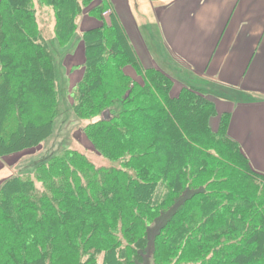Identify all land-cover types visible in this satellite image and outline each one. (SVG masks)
Segmentation results:
<instances>
[{"label": "trees", "instance_id": "16d2710c", "mask_svg": "<svg viewBox=\"0 0 264 264\" xmlns=\"http://www.w3.org/2000/svg\"><path fill=\"white\" fill-rule=\"evenodd\" d=\"M108 10L0 0V157L63 143L0 185V264H264V173L229 115L215 132L213 94L172 96L173 79L142 67ZM84 13L102 25L79 33ZM77 42L85 73L70 90L62 59ZM72 116L109 166L70 148Z\"/></svg>", "mask_w": 264, "mask_h": 264}, {"label": "crops", "instance_id": "0c3cea01", "mask_svg": "<svg viewBox=\"0 0 264 264\" xmlns=\"http://www.w3.org/2000/svg\"><path fill=\"white\" fill-rule=\"evenodd\" d=\"M108 4L105 21L111 15L120 21L142 67L163 70L174 90L178 83L213 94L217 116L211 125L219 127L221 117L229 115V135L264 173V0ZM101 25L96 15L78 18L79 33Z\"/></svg>", "mask_w": 264, "mask_h": 264}, {"label": "rangeland", "instance_id": "374dc122", "mask_svg": "<svg viewBox=\"0 0 264 264\" xmlns=\"http://www.w3.org/2000/svg\"><path fill=\"white\" fill-rule=\"evenodd\" d=\"M84 14H87V13H84ZM48 19L49 18L44 16V13L42 12L40 13V21L41 23H43V26L45 27L43 31L47 33V35L49 34V36H51L50 29H48L45 26V23L49 22ZM76 47L77 48L74 53H72L68 58H65L66 57L65 55V57L62 59L63 65L65 67L63 71L68 74L67 86L69 87L70 90L73 89V87L77 85L79 81L82 80L84 73H85L84 46L83 44L77 42ZM136 49L139 51L140 46H136ZM139 53H140L141 58L145 59L144 58L145 56L142 54V52L140 51ZM134 70L135 69L131 66L126 68V72L130 76L134 75L132 77H137L136 71ZM175 87L176 89L174 90L173 88L172 90V93H171L172 96H178L182 89V86L180 87V84L178 85V83H176ZM111 114L112 113L110 112V116ZM99 118L105 120L103 114L99 116ZM71 119L73 120L74 123L69 127V131L72 136V139L68 142V144L70 145V148L75 151L83 153L85 156L89 157V159L98 166H109L111 163H108L107 160H105L103 157L99 156L95 152L94 147L92 146V143L83 133V130L85 129L86 124H87L86 121H79V120L76 121L77 119H75L74 116H72ZM218 129L219 128L216 125H212L213 131L217 132ZM61 141H62L61 136L57 137V135H55L48 143V146H49L48 148L45 145L42 148H37L36 150H28L23 153L0 157V185L6 179L16 175L18 172V169L20 170V168L25 166L24 164L29 163L31 158L34 159L41 154L43 155L46 152V150L51 149V147H54L55 149L58 148L59 150L63 144Z\"/></svg>", "mask_w": 264, "mask_h": 264}, {"label": "water", "instance_id": "95a60500", "mask_svg": "<svg viewBox=\"0 0 264 264\" xmlns=\"http://www.w3.org/2000/svg\"><path fill=\"white\" fill-rule=\"evenodd\" d=\"M105 120H109L110 119V112L109 111H105L103 114Z\"/></svg>", "mask_w": 264, "mask_h": 264}]
</instances>
